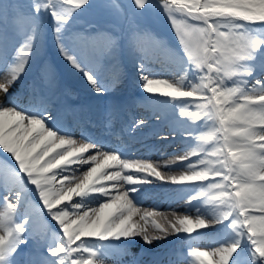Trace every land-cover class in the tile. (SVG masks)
<instances>
[{
  "label": "snow or ice",
  "instance_id": "6c2138e0",
  "mask_svg": "<svg viewBox=\"0 0 264 264\" xmlns=\"http://www.w3.org/2000/svg\"><path fill=\"white\" fill-rule=\"evenodd\" d=\"M85 6L90 0H32L31 13L18 20L22 43L14 57L0 53L7 101L0 102V264H16L19 247L36 236L51 257L42 264H104L109 255L127 254L137 237L149 245L171 234L194 239L215 225L221 238L210 249L190 247L187 264H264V79L256 76L258 67L264 73V0H158L180 47L171 53L177 70L161 77L141 60L140 87L178 109L190 141L183 155L163 164L77 139L50 123L48 108L25 110L8 100L26 71L41 14L52 18L61 55L95 93L107 91L85 64L88 53L72 51L61 35ZM131 7L143 15L150 0H131ZM7 8L0 4V13ZM150 41L148 33L133 32L130 48L147 54ZM113 43L108 38L106 47ZM178 162L185 169L179 175L162 171ZM157 181L191 186L180 189L189 214L173 213L161 224L152 218L163 213L137 205L139 186ZM28 185L38 204L30 202Z\"/></svg>",
  "mask_w": 264,
  "mask_h": 264
},
{
  "label": "bare ground",
  "instance_id": "6f19581e",
  "mask_svg": "<svg viewBox=\"0 0 264 264\" xmlns=\"http://www.w3.org/2000/svg\"><path fill=\"white\" fill-rule=\"evenodd\" d=\"M18 20L19 18L12 17L11 25L17 27V29L21 31L22 26L20 23H18ZM85 36H86V41H87V43L85 44V48L86 49L90 48L94 50V55L96 56V60H94L93 63L91 62L92 64L89 63L88 57L85 59V64L87 67L92 68L97 74H99L101 70L103 69L102 67L103 65H105L107 68L108 64L111 61L119 62L118 55L116 54V52L114 50L112 51L111 48L109 49V47H106L107 39L104 36L96 35L95 33L88 34ZM21 43H22V40H21ZM9 49H10V46L8 47V44H6V48H5V46L2 45L0 42V53H6L8 59L10 60L12 57H14L13 56L14 54H11V53L9 54L8 52ZM97 51H100V54H97ZM123 56L125 58V63H130L134 67L138 65L137 60L139 61L144 60V58H142L141 56V52L139 51L135 53L132 51L131 53H128L127 55H123ZM60 62L61 64L59 68L55 70V72H56V77L61 82H63L66 85H72L74 87L77 86L78 88L81 86L91 87L86 81V79L84 78L83 74L79 70L73 68L69 62L63 63L62 59L60 60ZM161 64H162L163 72H160V73L157 72L155 74H162L163 76H165L168 70H170L171 72L175 74L177 67L174 61H168V64L162 62ZM122 66L123 65H120L119 67H122ZM3 67H4V63L0 65V70H2ZM35 74H36L35 71L29 64L27 65L26 71L22 75L19 81H22V82L27 81L29 77ZM126 76H129V73H127ZM104 77L105 76H103L102 78ZM102 95H98V98L105 97ZM8 100H10L11 103L16 105L18 108H22L25 110H31L35 106H42V107L48 108L47 103H39L40 101H37L33 98L27 99L24 102L18 101L17 99L13 97H9ZM0 102H7V101H4L3 96H0ZM27 103L29 104L27 105ZM133 105L136 106L135 108L136 111L134 115L132 116V120H131V125H132L130 127L131 135H133L134 138L136 139L140 137H146V138L153 137L152 140H149V139H145L142 141L134 140L137 142L131 144L128 148L127 147L120 148L125 145V144L122 145L121 143H117L118 147H114L113 143H111L110 147L121 152L127 158H139L142 160L151 161V162L158 163V164H163L166 160L172 159L174 156L183 155V152L186 146L190 143V141H187L182 135L184 131V124H183L182 118L178 117V111H176L175 113H171L167 109L166 104H160L159 102H155V101L148 104L147 106H144L140 103H136ZM92 107H93L92 111H97V116L99 119L97 128L100 127L99 129H101L102 131L106 130L107 125L110 123L111 119L113 118L114 111L118 112L119 110L122 109L124 110V112H126L130 110V107L128 106L127 103L120 104L117 107H112L109 104H107L105 101H97L93 103ZM62 109L64 111L69 110L68 107L66 106H62ZM148 112H149V116H147ZM76 117L79 119L76 120L75 123L79 127L80 119L82 118V116L77 114ZM141 119L144 120L145 123L140 127L134 128L133 125L135 121L141 120ZM50 123H53V121H50ZM53 125L55 126L54 123ZM126 126L127 125L122 124V129L125 130ZM140 129H144V130H140ZM160 132H164V133L172 132V134L167 140L155 139L159 135V134L158 135H155V134L160 133ZM76 138L79 139V137H76ZM86 138L93 142L95 141L98 142V140L91 138V136H87ZM146 140H148V142H145ZM174 142H177L176 144H179V146H174L173 145ZM103 147L106 150L109 149L108 146H103ZM154 154L155 156H152ZM8 162L14 164V161L9 160ZM0 163H2V161H0ZM84 167L86 168L87 166H84ZM184 170L185 169L183 167V164L179 162L172 165L170 169L162 168V171L165 172L166 174H174V175H179ZM139 187L141 191L134 194L136 197L137 205L144 210L158 211L160 213H163V215L152 218V219H155L157 222L164 224L168 220H173L174 219L173 213L178 214V215L189 214L188 205H186L184 201V196L186 195V192H181L180 189L190 188L191 186H178V185H172L171 183L157 181L155 183L148 184V185H142ZM28 189H29L28 197H29L30 202L33 204H38L39 203L38 196L32 189V186L28 185ZM3 191H4L3 183L0 182V194H2ZM191 214L194 215V212ZM45 219L48 220V227L55 230L56 226L54 222L50 221V219L46 215H45ZM149 230L152 231L151 227L149 228ZM208 230H214V232L209 234L211 239H208L201 244L204 248H211L217 243L219 239L215 238L214 236L218 235L221 232V226L215 225V226L209 227ZM186 235L187 234L180 233V234H171L168 236L174 237V236H186ZM202 236L204 235L196 234L195 239L197 240L199 237H202ZM39 239L41 242H44L40 237ZM136 240L140 241V243L138 244L139 246L144 245L143 244L144 242L141 238L137 237ZM37 260L39 261L38 263L35 261V262H29L26 264H39L42 259L38 258ZM176 262L177 260H171L167 258L166 260L162 262V264H174Z\"/></svg>",
  "mask_w": 264,
  "mask_h": 264
},
{
  "label": "rangeland",
  "instance_id": "374dc122",
  "mask_svg": "<svg viewBox=\"0 0 264 264\" xmlns=\"http://www.w3.org/2000/svg\"><path fill=\"white\" fill-rule=\"evenodd\" d=\"M9 1L10 0H6L5 2L1 3L3 5H7L8 8H7L6 13H0V37L2 38L4 35L3 32L7 31L8 45L12 48V52L14 51V53H15L16 49L21 44L22 31L18 30L17 27L11 25V19H12L11 17L15 16L16 18H20L21 15H23V14L31 13V9H27L28 11H26L25 8L23 9L21 6H18V4L16 3L15 0H11L10 3H8ZM150 4H151V7L149 8V10L145 14L133 15L132 14L133 10L131 7V0H90V6H88V7L96 8V11H98L100 14H103L105 16L106 21L104 23V27L99 28L97 25L87 26V24L90 20L87 18H85V20H84L85 16L82 12H80V11H82V9H81L80 11H78L77 13H75L73 15L68 26L66 27V30L61 34L63 41L67 40L71 44L76 43L77 49H79L80 52L82 51V52L88 53L87 57H88V59H90L89 62L93 63L94 60H96V56L94 55V50H92L90 48L89 49L85 48V45L83 42L84 38L82 36V35H85L84 33H86V32H89L90 34L95 33L96 35H102L106 39L111 38V40H112L113 36L120 35L121 24L124 23L125 20H126V25L124 26L125 29L129 28V30L131 31L134 28L131 24H133L135 26V23L137 20L148 19L153 24L155 22H157L159 24V26L162 28L161 31L157 32L153 27L150 26V28L152 30H154L156 33H154V34L148 33L149 36L151 38H154L157 35L164 36L162 38H165V41H167L166 43L168 44L169 47H172V50L162 52L161 51L162 49H160L159 47H156L153 43L151 44L150 43L151 41L147 45L149 51H148L146 56H148L149 58H150V56H156V58H155V60H150L147 65L145 64V66L150 71L154 70V72H156V71L160 70L159 68L161 65L160 61H159V58H161V56L159 57L158 55L166 56V55L171 54V53L176 52V51L179 52L180 47H179V44L177 42V38L175 36V33L172 29V26H171L167 16L160 10V8L158 6V0H150ZM21 10H23V11H21ZM83 10L86 11L87 8L84 7ZM19 11H21V12H19ZM154 16H155V18H153ZM51 19L52 18L50 16H48L46 14H41L39 21H38L39 27H40L39 37H38L37 41L35 42V46L33 48V51L30 54L28 64H27V65L30 64V66L33 67L35 65V63L38 64L41 62V60H44L45 57L49 58V55H51L48 63L44 64L42 70L40 71L39 75L37 76L38 82L35 84V83H31L29 81L25 85H24V83H18L19 85H15L16 87H20V88L25 87V90H27L29 94L32 91L34 94H36L37 91H39L41 89V87H43V85L40 84L41 80L47 78L48 76H51L50 70L52 69L51 65H53L52 58H54L55 68H58L60 66V64H61L60 60L61 59H62L63 63L68 62L61 55L59 48L57 46L56 36H55L54 31H53L54 24H53V21H51ZM114 20L117 21V22H115V24H113ZM106 22H110V23H106ZM47 24L49 26V31L47 29ZM50 24L52 25L51 27H50ZM101 25H102V23H101ZM108 27L110 28L109 34L107 32ZM50 28H52L51 31H50ZM163 29L165 30V32H163ZM47 31L49 32V34L47 33ZM120 47L122 48L123 53H127V52L131 51L130 44L128 46H120ZM159 52H162V53H159ZM97 54H100V51H97ZM168 60L174 61V59L171 55L168 58H166V61H168ZM112 69H113V67H112ZM127 69H128V67H127ZM113 71H114V69H113ZM258 72H260V71H258ZM158 76H160V75H158ZM171 76H173L172 73L170 74V76L167 75L166 77L170 78ZM135 77L138 79L139 75L137 74V76H135ZM52 79H54V81H55V78H52ZM33 87H35V88H33ZM11 89H13V88H11ZM61 90H62V88H59V91H61ZM91 91H93V90H91ZM75 92L81 93V92H85V90L77 89V90H75ZM20 94L24 95L23 93H20ZM1 95H3V94H0V96ZM19 97H20V95H19ZM59 100H60L59 98H54L55 102H57ZM107 100L111 103L112 102L114 103V100L112 98H109V97L106 98L105 100L99 98L97 101L107 102ZM149 100H153V98L150 97ZM91 101H93V97L90 98L89 101H87V103H90ZM81 104H83V101L81 102ZM158 137H160V136H158ZM165 139H167V138H165Z\"/></svg>",
  "mask_w": 264,
  "mask_h": 264
}]
</instances>
